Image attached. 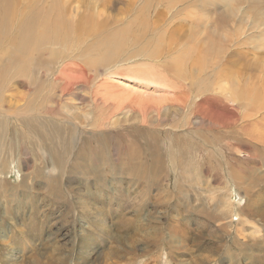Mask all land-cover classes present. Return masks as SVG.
Masks as SVG:
<instances>
[{
    "label": "rangeland",
    "instance_id": "1",
    "mask_svg": "<svg viewBox=\"0 0 264 264\" xmlns=\"http://www.w3.org/2000/svg\"><path fill=\"white\" fill-rule=\"evenodd\" d=\"M31 7L81 25L65 50L0 55V264H264V0H11L8 33ZM62 64L89 78L63 100L90 125L71 145L64 108L40 148L21 84Z\"/></svg>",
    "mask_w": 264,
    "mask_h": 264
},
{
    "label": "bare ground",
    "instance_id": "2",
    "mask_svg": "<svg viewBox=\"0 0 264 264\" xmlns=\"http://www.w3.org/2000/svg\"><path fill=\"white\" fill-rule=\"evenodd\" d=\"M0 1L3 2V10H4V12H3L4 18L0 19V34H3L2 37L0 38V55L3 53H6L8 50H10L13 47V45L16 46V41H18V48H19L18 52H20L22 56L24 54H26V52H30L32 49L35 50L36 53L41 54L43 52L42 47H44L45 45L56 46L60 50L61 49L65 50V49H67L68 39H69V37H67V35L71 36V34L74 31H76L81 25V24H79V26H77L78 28L75 27L73 25V23H71L69 18H65L64 11H60L61 14L58 12V15H57L58 18L56 20L54 19L55 21L47 22V23L42 22V18H36V19L34 18V11L31 7L30 11L25 12V15H23L22 13L19 15L17 13V11L14 12L15 14L18 15V17L21 16V18L19 19V18L15 17L16 19H19L17 21L18 23L16 25L15 33H13L12 28H11V33H8L7 32L8 27L11 24H13V23H10V25H9L7 22L8 16L11 12V0H0ZM55 13L57 14V12H55ZM13 22H15V21H13ZM20 41L23 43L21 44ZM120 43H116V45H117L116 47H120ZM20 44L22 46H20ZM34 46H37V49ZM12 52L11 51L9 52L10 56H11ZM22 52H23V54H22ZM56 52L57 51L51 50L49 53V57L53 63L58 62V54ZM111 54L109 57H106V58H109V59L112 58L113 56H111ZM67 59H68V61H72V58H70V57H67ZM74 62H75V60H74ZM72 65L77 66L76 64H72ZM71 68H73V67L64 66V64H62L60 69H58V70L56 69L57 72L55 74H54V72H51L50 74L51 75L54 74V75L52 77V80L48 81V82H51L50 84H44L45 78L44 77H38V76H37V80H35V82H34V80H30V79L27 81L26 78L28 76L25 77L24 74L21 73V76L24 77L23 79H26L24 82L25 84L22 83L21 86L24 88V90L26 87V90H25L26 95L25 96L28 97L27 98L28 102L25 101L26 104L23 108L22 116L25 117V119L22 118L24 120L23 124L26 126L34 127V128H30V127L25 128L24 136L26 138L32 137L33 135L37 136L39 138L37 141H39L38 143L40 144L39 145L37 143V146H39L40 148L43 145L47 146V142L49 140V137H47L45 134L44 135L41 134V133H43L42 130H46L47 128H50L54 131L60 130L59 129L60 126L55 125L53 123V117L56 116L57 113H59L60 111L63 112L64 108H66L65 112L68 115L67 116L68 118H66L67 123L71 126V128L74 129L73 134L70 137L71 145L75 144L74 139L76 137H74V136L78 135V133H79L77 131L78 130L77 128L85 129L87 126L90 125V123L87 122L88 117L86 115L81 116V115H78L76 113L80 108L82 109V107H78L77 104L75 105L77 107H74L73 105H71L67 101L63 100L64 98H68V97L70 98L72 96V87L73 86H78V85L86 86V85H88L87 83H89V78H87L84 75H82V76L70 75ZM75 68H78L79 74L80 73L82 74V71H84L83 68H80V67H75ZM8 70H9L8 63L4 64L3 67H0V82H2L3 79H5V81L7 82L8 78L5 76L7 75ZM20 71L25 72L26 75L32 73V71L30 70V66H26V68H24L23 70L20 69L19 72ZM38 74H42L44 76H47V73L45 72V70H42V71L38 70L37 75ZM74 79H76V80L83 79V81H80V84H77V83L72 84ZM107 84H108L107 82L103 83V86L106 87ZM1 88L4 89V85ZM93 88H95V87H93ZM6 89H8V85H7ZM6 89H5V92H6ZM48 89L52 90L53 92L56 91V89H58V90H57V93L55 94L53 92H49ZM255 96L256 95L253 96L254 97L253 100H256V101L257 100H264V90L258 92V96L256 98H255ZM136 98L133 97L132 99H130L131 101L133 100L132 106H134V104L137 103ZM70 100H71V98H70ZM102 100H103V97H102ZM102 100L100 99V101H101L100 103L104 104V102ZM141 104L147 106V101H145L144 103H141ZM80 106H82V105H80ZM100 109H102L101 106H100ZM125 112L128 113V110H126ZM62 116H64V115L62 114ZM44 117L48 118L49 121L47 120V121L41 122V120L44 119ZM55 119H57V118H55ZM94 121H95L94 126L96 128H100L101 130L107 124L104 122L103 115H101V114L97 115L96 119ZM73 122H75V123H73ZM107 125H109V124H107ZM85 131L87 132L89 130H85ZM92 132H94V131H92ZM86 134H88V132ZM97 134H99V133H97ZM86 138H88L87 135H86ZM56 139L62 140V138L60 136H57ZM90 140H91V138H90ZM100 144L102 145L103 143L100 142ZM22 145H23V143H22ZM33 145L36 146V143H30V147ZM27 146L28 145L26 144V141H25L24 142V148L26 149L28 154L30 153L31 155H33L32 154L33 147L29 151L30 147L28 148ZM101 148L104 150L103 146H101L100 149ZM90 149L91 148H89L88 150H90ZM48 150H49V152L46 155H48V157H50L51 159H54L55 162L58 164H60V163L64 164L65 158L68 155H72L71 149L69 148V146L66 145V143L63 146L59 144V145H55L53 147H49ZM83 152H84L83 149L81 150V148L79 147L76 151V155L78 157L83 158ZM38 258H40V257H38ZM50 258H54V256L53 257L51 256ZM53 261L54 260H52L51 262H53ZM56 261H57L56 263H54V262L53 263L54 264H67L66 262L69 261V259H68V257L67 258L66 257L65 258L59 257L58 260H56Z\"/></svg>",
    "mask_w": 264,
    "mask_h": 264
}]
</instances>
